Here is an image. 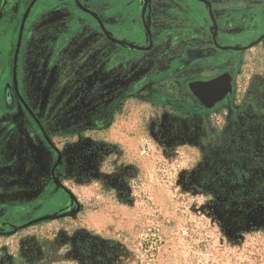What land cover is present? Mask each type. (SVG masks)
<instances>
[{
    "label": "rangeland",
    "instance_id": "374dc122",
    "mask_svg": "<svg viewBox=\"0 0 264 264\" xmlns=\"http://www.w3.org/2000/svg\"><path fill=\"white\" fill-rule=\"evenodd\" d=\"M31 1L0 0V264H264V0H36L18 42Z\"/></svg>",
    "mask_w": 264,
    "mask_h": 264
},
{
    "label": "water",
    "instance_id": "95a60500",
    "mask_svg": "<svg viewBox=\"0 0 264 264\" xmlns=\"http://www.w3.org/2000/svg\"><path fill=\"white\" fill-rule=\"evenodd\" d=\"M36 0H32L27 7L19 28L18 34V42L21 39V34L23 30V24L26 19V15ZM209 13L211 14V7L208 5ZM144 20V19H143ZM213 21V19H212ZM214 23V21H213ZM215 26V23H214ZM187 89L191 96L195 99V101L206 110H211L216 106V104L221 103L226 97L231 93L232 85H231V76L228 72H224L219 76L202 81V80H194L190 81L186 84Z\"/></svg>",
    "mask_w": 264,
    "mask_h": 264
},
{
    "label": "flooded vegetation",
    "instance_id": "af4514ba",
    "mask_svg": "<svg viewBox=\"0 0 264 264\" xmlns=\"http://www.w3.org/2000/svg\"><path fill=\"white\" fill-rule=\"evenodd\" d=\"M208 3V2H207ZM85 10V9H84ZM86 12H89L88 10H85ZM144 21V20H143ZM102 31H103V35H104V37L108 40V41H110V42H118L116 39H114L111 35H110V33L105 29V27H103L102 28ZM262 39H264V34L263 35H261L260 37H258L255 41H254V45H257L258 43H260V41L262 40ZM212 46L215 48V47H217L218 49H220V50H237V51H243V50H245V49H247L248 47H229V46H220L218 43H217V41H216V39H214L213 38V40H212ZM224 72H228L229 74H230V76H231V85H232V89H231V93H232V91H233V72H232V70L231 69H226V70H223V71H221L220 73H218L217 75H215V76H213V77H210V78H206V79H201V78H193V79H191V81H194V80H202V81H206V80H209V79H212V78H215V77H217V76H219L220 74H222V73H224ZM188 82H190V81H188ZM187 82V83H188ZM186 83V84H187ZM187 87V86H186ZM231 93L226 97V99L231 95ZM12 95L14 96L15 94L13 93H11V92H9V94L8 95H5V104L7 105V107H10L11 105H13V97H12ZM189 97L190 98H192L191 100H192V102H194V103H196L197 104V102L195 101V99L191 96V94L189 95ZM225 100V99H224ZM223 100V101H224ZM222 101V102H223ZM218 104H220V103H218ZM218 104H216V106L218 105ZM216 106H214V108H212L211 110H213V109H215L216 108ZM201 109L202 110H206L204 107H201ZM207 111V110H206ZM108 114L110 115V112L109 113H107V117L106 116H98V117H96L95 119H93V122H94V126L96 125L98 128L99 127H101L103 124H105V122H106V120H108ZM15 126H13V124L9 127V126H7L6 125V121H0V146H2L3 144H5V143H7V138H8V134L9 133H14V131H15ZM6 140V141H5ZM31 149V148H30ZM31 151V150H30ZM33 153V152H32ZM37 153V152H36ZM0 155H4V154H1V148H0ZM35 155V154H34ZM5 156V155H4ZM11 156H15V154L14 155H11ZM23 158V157H22ZM23 159H25V158H23ZM62 159H63V156H62V154L60 153V151H57V156H56V159L54 160V162H53V165H52V171H51V175L53 174L52 172H56V170H57V168H58V166H59V164L61 163V161H62ZM88 249L89 250H93L92 248H91V246H88ZM79 251H82V253H86L85 252V250H83L82 248H80L79 247Z\"/></svg>",
    "mask_w": 264,
    "mask_h": 264
}]
</instances>
